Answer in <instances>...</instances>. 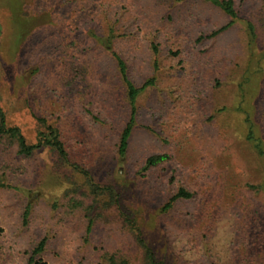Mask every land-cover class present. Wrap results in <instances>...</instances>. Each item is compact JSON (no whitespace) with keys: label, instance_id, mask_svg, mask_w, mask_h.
<instances>
[{"label":"rangeland","instance_id":"1","mask_svg":"<svg viewBox=\"0 0 264 264\" xmlns=\"http://www.w3.org/2000/svg\"><path fill=\"white\" fill-rule=\"evenodd\" d=\"M234 2L212 36L230 18L202 0H0L6 121L31 144L57 129L69 159L0 137V264H145L139 237L163 264H264V0ZM109 27L153 81L124 156ZM152 154L169 158L143 170ZM181 186L193 197L163 211Z\"/></svg>","mask_w":264,"mask_h":264},{"label":"trees","instance_id":"2","mask_svg":"<svg viewBox=\"0 0 264 264\" xmlns=\"http://www.w3.org/2000/svg\"><path fill=\"white\" fill-rule=\"evenodd\" d=\"M208 2L218 8H220L227 16L230 18V22L221 27L219 30L211 33L212 36H215L219 32L227 29L236 19H237V11L235 8L234 0H202ZM247 30L251 35L250 38H255L254 28L251 24L247 25ZM95 36V34H94ZM0 37H1V26H0ZM116 37L115 31L112 27H109V32L104 37H100L99 35L95 37L97 41L104 47V49L110 53L112 60L115 63V67L117 70L118 77L121 81L122 86L124 87V91L126 93V100L129 106V117L126 121L123 129L120 132L119 140H118V154L119 156H124L128 150L130 138L132 135L136 114H137V100L139 95L147 88L148 86L153 84L152 80H147L142 85L138 86L131 79L129 74V67L127 61L113 49V39ZM9 137L13 141L16 142L18 147V153L23 155H30L34 150L49 147L50 149L57 152L58 156L63 161L68 162V153L65 147L64 142L60 138V134L57 129L53 128L50 125H44L43 129L39 130L36 143H28L25 136L22 134L18 126H9L6 121L5 113L0 106V137ZM259 153L264 156V149L262 147L259 148ZM169 156L167 154H152L145 159L143 170H148L151 167L157 166L164 161L168 160ZM264 162V159H263ZM193 197L192 191H189L185 187H179L177 191L169 197V200L163 206V211H166L174 205V203L180 199H190ZM28 209V208H27ZM26 209V213H28ZM25 213V215H26ZM91 230V222L88 224L87 231ZM138 242L143 248L144 252V261L145 264H163L162 260L157 258L156 253L150 247L147 242L141 237L138 238ZM45 240H41L38 246L34 249L33 253H39L44 248ZM112 260V264H116L114 258H110ZM33 263V258L29 259L28 264ZM121 264H124L123 262ZM208 264H216L214 261H209Z\"/></svg>","mask_w":264,"mask_h":264}]
</instances>
